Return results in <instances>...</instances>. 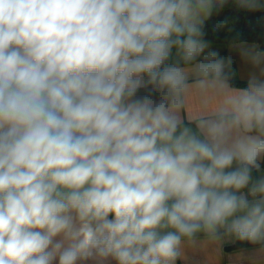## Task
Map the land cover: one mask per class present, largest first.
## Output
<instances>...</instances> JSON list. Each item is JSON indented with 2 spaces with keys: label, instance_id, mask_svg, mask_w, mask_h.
Here are the masks:
<instances>
[{
  "label": "clouds",
  "instance_id": "obj_1",
  "mask_svg": "<svg viewBox=\"0 0 264 264\" xmlns=\"http://www.w3.org/2000/svg\"><path fill=\"white\" fill-rule=\"evenodd\" d=\"M225 9L264 31V0H0V264L264 252V45L225 17L222 54Z\"/></svg>",
  "mask_w": 264,
  "mask_h": 264
},
{
  "label": "crops",
  "instance_id": "obj_2",
  "mask_svg": "<svg viewBox=\"0 0 264 264\" xmlns=\"http://www.w3.org/2000/svg\"><path fill=\"white\" fill-rule=\"evenodd\" d=\"M222 48V54H226L224 44H216ZM234 76L237 82L243 84L245 79L254 71L251 65L244 62H236ZM204 98L194 89L190 90L184 108L185 116L194 118L202 109ZM215 104L209 101V107ZM237 241L225 238L219 241H203L200 246L186 250L185 259L177 264H264V252H256L253 246L235 248Z\"/></svg>",
  "mask_w": 264,
  "mask_h": 264
},
{
  "label": "trees",
  "instance_id": "obj_3",
  "mask_svg": "<svg viewBox=\"0 0 264 264\" xmlns=\"http://www.w3.org/2000/svg\"><path fill=\"white\" fill-rule=\"evenodd\" d=\"M261 13H237L232 9H225L224 13L220 17H214L212 21L208 22V40L216 44H224L225 37L230 35L226 30L219 33L215 30V23L222 21L227 17L230 21H234V27L239 31L243 38L248 41H259L264 45V31L256 25V21L261 16ZM244 246H252L245 242L237 241L234 245L235 248H241Z\"/></svg>",
  "mask_w": 264,
  "mask_h": 264
}]
</instances>
